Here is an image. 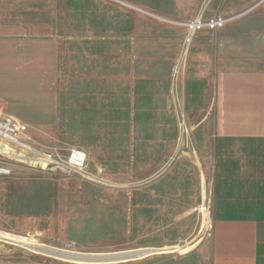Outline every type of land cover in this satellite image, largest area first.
<instances>
[{
	"label": "rangeland",
	"instance_id": "rangeland-1",
	"mask_svg": "<svg viewBox=\"0 0 264 264\" xmlns=\"http://www.w3.org/2000/svg\"><path fill=\"white\" fill-rule=\"evenodd\" d=\"M53 1L26 0L24 24L26 33L58 35L59 122L50 131H27L44 148L85 151L96 179L43 170L15 160L10 149L5 157L0 146V158L10 170L0 175V234L93 253L179 246L124 264H206L200 248L211 238L214 219L225 216L221 172L245 165L242 148L216 150L212 132L197 129L202 114L194 110H200L177 96L189 64L180 65L179 46L177 51L166 49L169 38L163 30L119 8L103 13L113 5L100 0ZM208 1L211 13L233 17L228 30L207 34L204 40L217 44L218 69H264V0ZM8 6L0 3V17L7 12L12 16ZM68 8L76 17L72 42L67 36L73 21L65 14ZM102 37L103 51L97 47ZM113 38L120 50L116 45L112 49ZM134 74L147 81L141 83L140 98L132 95ZM71 79L77 88L83 81L87 112L75 117L73 127L68 110ZM252 161L257 170L264 167V147ZM0 264L73 263L0 238Z\"/></svg>",
	"mask_w": 264,
	"mask_h": 264
},
{
	"label": "crops",
	"instance_id": "crops-1",
	"mask_svg": "<svg viewBox=\"0 0 264 264\" xmlns=\"http://www.w3.org/2000/svg\"><path fill=\"white\" fill-rule=\"evenodd\" d=\"M94 1L100 3L99 0ZM100 1L104 6L113 5L112 10L106 7L103 13L119 8L144 19L148 25L154 24L163 30L164 32H160L169 38L165 43L168 51H177L178 46L181 48L182 53L178 59L180 65L185 67L189 64L190 69L187 76L181 79L177 96L181 94L188 103L191 100L189 104L192 105L193 102V106L200 110H194L195 114H202L197 129L212 132L216 150L225 146L242 148L245 165L238 170L221 172L222 178L219 180L224 181L221 184L225 216L214 219L211 238L200 248V253L207 256L205 263L264 264V167L259 166L262 170L260 172L252 161L264 147V69H238L231 66L218 69L217 44L204 42L207 34L228 30L226 26L233 17L211 13L208 10V0ZM1 2L10 5L8 9L12 10V16L7 12L0 17V113L12 115L28 131L53 130L59 122L58 35L26 33V0H0ZM69 13L73 21L70 22L67 36L72 42L77 34L74 27L76 17L70 8L65 11L66 15ZM199 14L204 18L226 17L228 22L216 30L200 31L193 44L185 51L183 42L179 43V39L185 36V28L174 22L191 20ZM199 37L202 42L198 41ZM98 43V49L103 51L104 38ZM161 44L164 50L163 40ZM110 45L113 50L115 45L116 50H120V44L114 38ZM219 64H222V60ZM142 81L147 82L141 76H132L133 98H140L143 93ZM80 82V88L76 87L72 79L68 85L69 121L72 127L76 124L75 117L81 118L87 113L83 81ZM0 146H3L2 141ZM59 147L64 152L74 148ZM225 166L226 164L222 168ZM200 181L201 196L204 199L206 180L203 171ZM162 249L164 248L158 250ZM178 249L179 246L166 247L165 251L160 252L168 253Z\"/></svg>",
	"mask_w": 264,
	"mask_h": 264
},
{
	"label": "built area",
	"instance_id": "built-area-1",
	"mask_svg": "<svg viewBox=\"0 0 264 264\" xmlns=\"http://www.w3.org/2000/svg\"><path fill=\"white\" fill-rule=\"evenodd\" d=\"M227 22L226 17L204 18L202 14L191 20L178 21V25L185 28L183 39L185 51L193 44L200 31L216 30L224 27ZM0 141L3 142L1 154L5 157H8L7 149H10L16 152L15 160L37 164L43 170L48 169L66 175L79 174L90 181L96 179L88 168V155L85 151L73 148L64 152L58 146L44 148L47 145L33 142L22 122L5 112L0 113ZM5 163L7 162L0 158V175L10 174Z\"/></svg>",
	"mask_w": 264,
	"mask_h": 264
},
{
	"label": "water",
	"instance_id": "water-1",
	"mask_svg": "<svg viewBox=\"0 0 264 264\" xmlns=\"http://www.w3.org/2000/svg\"><path fill=\"white\" fill-rule=\"evenodd\" d=\"M21 245L37 253L74 264H124L142 260L144 258L150 257L151 255L161 253L160 251H165V249L155 250L161 248H147L119 252L93 253L66 250L49 245Z\"/></svg>",
	"mask_w": 264,
	"mask_h": 264
},
{
	"label": "bare ground",
	"instance_id": "bare-ground-1",
	"mask_svg": "<svg viewBox=\"0 0 264 264\" xmlns=\"http://www.w3.org/2000/svg\"><path fill=\"white\" fill-rule=\"evenodd\" d=\"M182 112V111H181ZM184 119V118H183ZM185 120V119H184ZM188 120V119H187ZM186 122V121H185ZM189 124V123H188ZM184 125V124H183ZM186 133H188V132H186ZM7 151H8V149H7ZM7 151H6V153H7ZM0 238H3V239H7V240H10V241H12V242H17V243H20V244H26V245H29V246H34V245H42V246H45V244H40V243H38V242H36V241H32V240H29V239H25V238H20V239H18V238H13V237H10V236H8V235H5V234H0ZM150 248V247H149ZM157 248V247H156ZM166 247H164V249H165ZM155 250H158V249H155ZM167 253V252H166ZM158 254H165L164 252H161V253H158ZM152 256V255H151Z\"/></svg>",
	"mask_w": 264,
	"mask_h": 264
},
{
	"label": "trees",
	"instance_id": "trees-1",
	"mask_svg": "<svg viewBox=\"0 0 264 264\" xmlns=\"http://www.w3.org/2000/svg\"><path fill=\"white\" fill-rule=\"evenodd\" d=\"M129 263H132V262H129ZM74 264V263H73Z\"/></svg>",
	"mask_w": 264,
	"mask_h": 264
}]
</instances>
